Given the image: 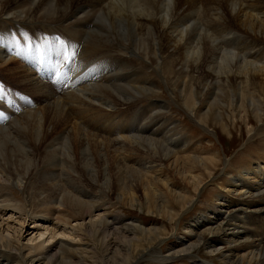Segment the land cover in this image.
I'll list each match as a JSON object with an SVG mask.
<instances>
[{
    "label": "bare ground",
    "instance_id": "obj_1",
    "mask_svg": "<svg viewBox=\"0 0 264 264\" xmlns=\"http://www.w3.org/2000/svg\"><path fill=\"white\" fill-rule=\"evenodd\" d=\"M141 1L0 0V77H7L0 79V264L83 262L71 258L79 253L75 244L81 232L94 246L103 245L102 255L92 256L93 264H132L169 231L136 219L114 227L106 213L95 214L101 201L89 187L173 222L203 183L216 177L220 156L191 153L192 143L177 123L162 118L167 103L141 105L159 85L145 69L175 76L173 88L201 123L227 131V107L234 116L245 113L248 125L252 115L263 120L264 64L258 65L264 62V49L254 50L258 42L242 39L254 32L257 41L264 40V18L259 16L264 0H151L160 8L157 14ZM33 46L64 49L72 57L57 59L51 49L37 57L28 50ZM50 54L57 59L55 73L61 70L59 79L65 82L57 84V96L42 81ZM16 87L32 90L36 103L27 106ZM250 87L260 89L261 97ZM244 169L229 185L240 187L253 216L264 218V162ZM246 176L257 184L245 182ZM177 179L185 188L173 184ZM14 188L34 198V217L17 205ZM137 189L143 190L142 201ZM216 198L222 209L213 217L222 216L221 223L215 226L212 216L206 218L211 226L198 232L195 241L181 238L182 248L165 256L154 250L148 257L189 256L194 264H203L194 252L206 249L221 256L223 264H264V221L249 229L247 238L229 222L243 223L235 214L239 210L224 211L237 200L221 193ZM196 218L197 227L205 225ZM31 219L37 224L25 229Z\"/></svg>",
    "mask_w": 264,
    "mask_h": 264
},
{
    "label": "rangeland",
    "instance_id": "obj_2",
    "mask_svg": "<svg viewBox=\"0 0 264 264\" xmlns=\"http://www.w3.org/2000/svg\"><path fill=\"white\" fill-rule=\"evenodd\" d=\"M141 4L145 8H147L148 11H151L154 14H157L158 10L160 9L159 6L155 5L151 0H142ZM261 14L262 15H259V16L260 18L262 16V19H263L264 13H261ZM252 34L254 35L255 33L249 32L248 35L247 34L243 35L244 37L242 40L244 42L248 41L247 43H251L252 41H253L252 43L258 42V46L254 50L256 49L263 50L264 40L260 39L257 41L253 37ZM259 36L262 37L261 35ZM135 59H137V57ZM260 60L264 61V54L261 55ZM145 64H146L145 66L148 68V64L146 62ZM262 64H264V62L261 61L259 62L258 66H262ZM11 66H13V64ZM145 71L150 72L152 74V77L157 81L159 85H158V88L156 89V92L151 94L149 99L143 98V103L141 105H148L150 102H156L157 100H160L162 103H167L168 110H166V114H163L162 115L163 117L162 116L161 117L164 119L166 117L168 122L174 121L177 123L178 129H180V132L184 135V137H186V139H188L189 142L192 143L193 150L191 151V153H194L201 157H207L211 155L216 156V157L220 156L219 158H221L222 161L220 162V165L215 171L216 174L214 173L215 174L214 176L216 177L214 178L210 177L203 183L202 185L203 187L201 188V190L195 193V197H194L195 199L193 200V203H191L184 211H181V215L179 216V218L173 222L169 221L168 218L164 219L159 214H156V215L149 214L146 209L144 210L145 212L143 211L140 212L137 209L130 208L128 205H123L117 202V200H115L113 195L108 194L109 195L108 196L104 194L105 192L103 191H102L103 193L102 194L101 191L97 187L96 188L89 187L90 191L95 196L96 194H98L97 197L95 198V199L98 198L97 200L98 203H100L101 201V203L97 206L98 210L95 211V214H97L99 211H101L103 214L106 213V216H105L106 219L109 221V223H112L114 227L123 226L124 223L131 222L132 220L135 221V219L138 220V223H140L141 225L145 227H152V226L160 227L161 225L166 226L167 230L169 231L167 233L168 235L161 237L159 239L160 241L158 240L154 244L155 246L153 245L149 249H147L145 252H143L140 256L137 257L135 262L132 264H194L193 259L190 258L189 256L178 257L177 259H171V260L170 259L169 260H158L155 257L153 258L148 257V255L154 250H156V251H161L160 256H165L170 251H173V250L175 251L176 248L177 249L179 247L182 248L183 246L180 245V243L183 242V240L186 241L187 243H189L190 239H191L190 242L195 241L197 239L196 234L204 230L205 228H208V226L210 225V224L206 225L207 223H209L208 221H205L206 218L209 219L212 216V218H210L209 221L211 219L216 220L217 222L213 224L215 226L221 223L222 216H215V218L213 217L214 215H217L219 213L218 211H221L222 209V208H219L218 206L220 205L217 204L220 202H217V201H216L217 203L215 202V200L217 199L216 198L217 194L219 193H221V195H227L228 197L233 198V200H237L233 202L232 204H229V206L225 208L224 211L226 209L227 211L234 210V209L239 210L235 214L240 213V217L242 216L241 218H243V221H242L243 223H241L240 225L239 221L236 222V220H229V222L232 221L236 223L237 225H239L241 227L240 230L245 234L247 238L249 237L248 234H250V230L254 229V227H256L261 221L262 222L264 221V218H258V217L253 216L254 209L252 207H249L248 201H245L244 195L240 193L242 191L241 188L238 187L239 188L238 189L236 187H232L229 185V181L231 179L236 180L237 176H239L245 170L244 168L249 163H252V164L255 163L256 165L259 162L260 163L264 162L263 161L264 160V118L263 120H259V119L257 120L252 115L254 121H251L252 123L249 122V125H248V123H245L246 122V116L244 115L245 113H236L234 116L233 110L227 107L225 108L226 111H224V116L226 117V121H227L225 125L227 126L229 124L227 131H226V128L225 129L221 128L218 125H212V124L206 125L204 123L199 122V120L194 115H191L190 112H188L189 110L184 105L185 103H183L184 99L177 92V90L173 88V84H175L174 81L176 79L175 76L169 77L167 75L168 77L166 76L167 78H165L161 70H157L158 71L157 72L156 70L152 68H149L148 70L145 69ZM1 77L0 79L4 78V80L5 78H7L5 75H3V78ZM198 77H199L198 73H195L193 81L195 82L196 80L197 84L200 81V77L199 78ZM170 81L172 84L170 83ZM17 83L18 81L15 83V85H17ZM16 89H17L16 92H19L21 95L28 94V96H32V97L34 96V93L30 89L22 90L18 87H16ZM52 90L55 91L54 89ZM228 90H231V87H229ZM253 90L256 93H258L257 98L261 97L262 95L261 93L263 92L260 89L257 90V88H253V87L249 88L250 92ZM59 93L60 91L58 90L55 91V96H57ZM151 107H154V106H151ZM32 108H34V105L32 106ZM244 119H245V122H244ZM229 129H231L232 132H230ZM249 129L251 130L249 131ZM256 181L257 179L253 177H247V180H245V182H251L252 184H254V182L257 184ZM173 184L176 187L185 188L184 186L185 183H183L180 179L174 180ZM13 191L16 193V196L18 197L17 205L18 206L21 205L24 208L25 211L23 210V212L26 215H28V212L29 213L32 212L31 217H34L35 213L33 210L35 209L34 206H36L34 204L35 202H33L34 198L27 195V193H23L21 190L17 188H14ZM135 192L137 194V197L142 201V199L144 198L143 190L137 189L135 190ZM254 192H256V190ZM167 198H169L168 195H167ZM223 198L224 197L222 196V199ZM220 204H222V202ZM243 210H244V213L241 214ZM66 211L69 212V209H66ZM209 211L214 212V213L210 215L206 214ZM23 212L22 211L21 213L19 212V214H22L21 216L22 218H24ZM19 214L18 213L15 214L14 218H17L16 216ZM204 215L206 217H204ZM7 216H5V218ZM196 217H200V219L198 220H200V222H204L205 225L203 224L202 227L201 226L197 227L198 223H194L195 219L197 221ZM33 219H31L32 221L27 220L25 224V229L27 227L37 224L33 222ZM83 221L84 220H80L77 222L80 223ZM33 234L34 233L30 235H24L22 238V243H27L28 239ZM80 234H81L80 237L82 241L81 240H79L78 242L75 241L76 242L75 247L80 248L79 253H75L73 255L74 257H71V258L75 261L79 259L83 260V262H80L79 260L74 264H93L92 256L94 255V253H97L98 255L100 254L102 255L101 250L103 249V245L100 244V245L94 246V244L90 242V240H88L89 237L87 235H85L82 232ZM83 236H85V238H82ZM215 238H217L218 240L217 243H220V244H217L216 247H220L221 240H219V236H215ZM223 245L225 249L227 250L228 243H224ZM152 247H154L155 249ZM194 255L196 259L201 261L203 264L204 263L205 264H223L220 261L221 256H219V258L217 255H215L216 257L215 256L213 257L212 254H209L206 251V249L200 252L195 251Z\"/></svg>",
    "mask_w": 264,
    "mask_h": 264
}]
</instances>
